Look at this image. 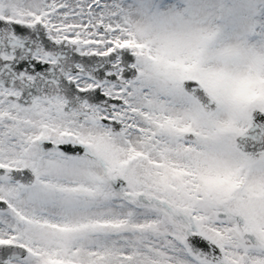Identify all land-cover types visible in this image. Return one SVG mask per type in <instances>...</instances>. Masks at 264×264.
Listing matches in <instances>:
<instances>
[{
    "label": "snow or ice",
    "instance_id": "6c2138e0",
    "mask_svg": "<svg viewBox=\"0 0 264 264\" xmlns=\"http://www.w3.org/2000/svg\"><path fill=\"white\" fill-rule=\"evenodd\" d=\"M0 264H264V0H0Z\"/></svg>",
    "mask_w": 264,
    "mask_h": 264
}]
</instances>
